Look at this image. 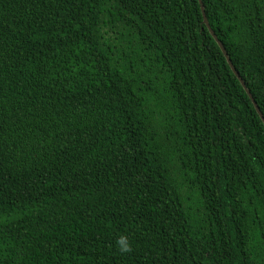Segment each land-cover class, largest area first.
Wrapping results in <instances>:
<instances>
[{
    "label": "trees",
    "instance_id": "obj_1",
    "mask_svg": "<svg viewBox=\"0 0 264 264\" xmlns=\"http://www.w3.org/2000/svg\"><path fill=\"white\" fill-rule=\"evenodd\" d=\"M201 2L264 117V0ZM0 264H264V124L199 0H0Z\"/></svg>",
    "mask_w": 264,
    "mask_h": 264
},
{
    "label": "water",
    "instance_id": "obj_2",
    "mask_svg": "<svg viewBox=\"0 0 264 264\" xmlns=\"http://www.w3.org/2000/svg\"><path fill=\"white\" fill-rule=\"evenodd\" d=\"M199 1H200V4H201V10H202V13H203V20H204L205 24L207 25V27H208V29H209L211 35L214 37V39H215L216 42L218 43L219 47L221 48V50H222L224 56L226 57L227 62L229 63V65H230L232 71L234 72V74L236 75V77L239 79L240 83L242 84V86H243L244 89L246 90L248 96L251 98V100H252V102H253V104H254V107H255L257 113L259 114V116H260V118H261L263 124H264V117L262 116V114H261V112H260V110H259V107L257 106L256 102H255L254 99L252 98V95H251L250 91L246 88L245 83H244V81L241 79L239 73L236 71V69H235L234 66L232 65V62H231L230 58L228 57V54H227V52L225 51V49H224L222 43L220 42V40L217 39L216 35H215L214 32L211 30V28H210V26H209V24H208L207 18H206L205 14H204V8H203V5H202V2H201V0H199Z\"/></svg>",
    "mask_w": 264,
    "mask_h": 264
},
{
    "label": "clouds",
    "instance_id": "obj_3",
    "mask_svg": "<svg viewBox=\"0 0 264 264\" xmlns=\"http://www.w3.org/2000/svg\"><path fill=\"white\" fill-rule=\"evenodd\" d=\"M116 244H117L119 251L122 253H130L132 251V244L128 236L125 234H121L118 237Z\"/></svg>",
    "mask_w": 264,
    "mask_h": 264
}]
</instances>
